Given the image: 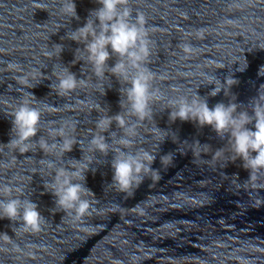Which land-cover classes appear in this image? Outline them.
Listing matches in <instances>:
<instances>
[{
	"label": "water",
	"instance_id": "1",
	"mask_svg": "<svg viewBox=\"0 0 264 264\" xmlns=\"http://www.w3.org/2000/svg\"><path fill=\"white\" fill-rule=\"evenodd\" d=\"M59 3L60 0H0V184L11 180L24 189L52 194L44 190V183L51 177L38 162L40 159H57V166H67L74 163L70 160L79 161L84 155L87 162L93 156L83 181L94 194L83 197L89 202L264 243V170L249 179V171L242 167L240 159L229 162L233 153L227 134L221 139L209 126L200 128L195 122L179 119L172 122L170 109L161 111L168 99L195 93L207 101L209 108L231 101L239 105L238 112L252 114L249 102L264 84V76L258 75L264 66V0H129L132 18L137 11L145 17L151 50L147 67L154 78L153 86L163 98L153 106V121L139 124L136 147L131 149L156 154L151 167L158 171L160 179H151L154 173L149 172L143 183L138 188L134 185L129 192L111 185L112 151L106 156L91 153L88 144L89 130H95L101 115L114 116L122 111L120 92L127 85H121L107 72L97 81L90 65L82 60L73 64L76 49L84 45L67 38L68 33L84 25L90 10L100 5L95 0H74L79 17L75 19L62 15ZM57 44L63 46L59 56V50L53 47ZM185 44L191 45L192 53L183 51ZM80 55L77 53L78 59ZM115 61L112 56L108 67ZM245 63L246 68L238 71ZM9 64L18 70L10 69ZM63 67L77 79L85 78L86 86H78L70 95H58L54 87L56 76L63 75ZM26 74L27 86H33L29 89L20 79ZM214 77L221 83L232 77L238 83L227 96L223 91L209 96L215 85L206 83ZM100 84L103 87L96 91ZM101 91L104 95H100ZM28 92L34 97H28ZM21 95L41 111L33 142L43 137L48 143H59L60 138L54 141L47 129L65 125L71 135V125L75 124L80 145H73L61 160L58 153L56 157H45L36 148L21 155L2 145L11 138L12 117L8 114ZM95 105L100 112L89 111ZM156 127L166 132L156 131ZM246 127L254 130V121ZM110 132L116 134L115 139L122 132L113 122L103 133L111 145ZM217 149H222L219 156L214 155ZM169 153L171 165L161 167L160 157Z\"/></svg>",
	"mask_w": 264,
	"mask_h": 264
},
{
	"label": "clouds",
	"instance_id": "2",
	"mask_svg": "<svg viewBox=\"0 0 264 264\" xmlns=\"http://www.w3.org/2000/svg\"><path fill=\"white\" fill-rule=\"evenodd\" d=\"M95 2L100 7L90 10L84 25L68 33L67 38L84 45L83 49H76L73 64L82 60L90 65L91 75L95 76L97 81H101L107 72L116 77L121 85H127L120 92L123 96V99L119 101L122 111L114 116L101 115L95 122V130H89L91 139L88 144L91 153L98 152L106 156L109 151H112L111 185L121 192H129L134 185L138 188L149 172L154 173L151 179H160L158 171L151 167L156 154L139 148H136L134 152L131 149L136 147L135 139L138 136L139 124L146 120L153 121V106L161 103L163 98L159 95V90L153 86L154 78L147 67L151 50L144 15L137 11L133 19L129 0H95ZM59 11L68 18L79 19L74 0H60ZM53 47L59 50L57 53L59 56L63 46L57 44ZM183 51L190 54L193 48L190 44H185ZM77 53L81 54L79 59ZM112 56L116 57V61L113 66L108 67L107 61ZM9 68L18 70L13 64H9ZM245 68L246 63L244 68H238V71H243ZM62 72L63 75L56 76L57 83L54 87L58 95H70L78 86H86V79H77L67 67H63ZM258 75L264 76V66L260 67ZM20 79L25 85L24 88L33 87L27 86V74ZM237 83L238 81L232 77H226L223 83L214 77L206 83L215 85L208 95L214 97L223 91L227 96L232 86ZM101 87H103L102 84L98 85L96 91H99ZM100 95H104V91H101ZM27 96L34 97L30 92ZM232 98L234 101L235 97ZM18 101L8 114L12 117L11 138L7 144L2 145L10 146L11 151L21 155L32 152L36 148L42 151L45 157H56L58 153L59 160L65 153L72 151L73 145L77 143L80 145L75 135V124L71 125L73 133L71 135L66 131L65 125L51 126L47 129V135L54 141L57 137L60 138L59 143H48L43 137L33 142V137L39 131L41 111L33 107L32 100L24 95H21ZM249 103L251 115L246 110L238 112L239 105L231 101L228 105L221 102L209 108L207 101L194 93L191 97L180 95L168 99L161 111L170 109L169 120L172 122L179 119L182 122H195L200 128L209 126L221 139L227 134V143L233 153L232 160L229 162L240 159L242 167L249 171L250 179L255 173L264 170V84L258 89L257 96ZM92 110L101 111L97 105L89 109L90 112ZM132 118L135 119V123H130ZM253 121L254 130H251L246 126L253 124ZM113 122L121 130L122 135L119 139H115L116 134L110 132V145L103 133L109 131ZM155 130L166 132L158 127ZM81 150L84 153V149L81 148ZM221 152L222 149H217L214 155L219 156ZM94 159L92 156L85 162L83 155L79 161L70 160L74 163H68L67 166H57V159L44 158L38 161L43 168L47 169L48 176L51 177L50 181L44 183V190L51 192L55 197L56 207L64 213L73 212L77 220L87 214L90 209L89 201L83 197L92 192L84 186L83 181L84 174L89 171ZM171 163L170 153L160 157L161 167H168ZM23 196L24 186L11 180L0 184V219L19 222V227L12 229L14 233L15 229L20 228L25 232L39 233L42 230L44 216L37 210L36 203L28 198H22ZM0 237L9 244L13 242L6 233H0Z\"/></svg>",
	"mask_w": 264,
	"mask_h": 264
}]
</instances>
